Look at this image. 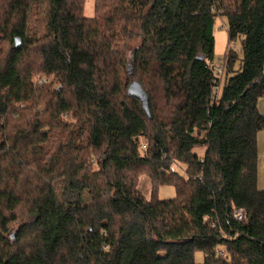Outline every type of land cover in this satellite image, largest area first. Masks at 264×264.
<instances>
[{
	"label": "trees",
	"instance_id": "1",
	"mask_svg": "<svg viewBox=\"0 0 264 264\" xmlns=\"http://www.w3.org/2000/svg\"><path fill=\"white\" fill-rule=\"evenodd\" d=\"M84 3L0 0V264H264V0Z\"/></svg>",
	"mask_w": 264,
	"mask_h": 264
},
{
	"label": "rangeland",
	"instance_id": "2",
	"mask_svg": "<svg viewBox=\"0 0 264 264\" xmlns=\"http://www.w3.org/2000/svg\"><path fill=\"white\" fill-rule=\"evenodd\" d=\"M96 4V0H85L84 6H85V10H84V14L91 18V16H94V7ZM216 26H215V31H214V37L216 38V43H215V49H214V53H215V60H214V66H216V70L217 72L220 71V74L222 72L223 67L220 66L224 56H225V51L227 49L228 46V37H227V27L225 24V20L221 17H219L216 21ZM236 47H238V45H236ZM132 52V51H131ZM131 52L129 53V57H131ZM219 66V67H218ZM219 74V75H220ZM54 76H50L47 77L45 75H38L36 77V79L34 80V84L35 86H39V85H48L53 81ZM45 81V82H44ZM130 92L132 94H137L139 96H141L142 98H144V93L142 91V89L136 85L133 84L130 88ZM45 106H42L41 109H43ZM143 144H146L145 142H143ZM196 152H199L202 154V150H197ZM182 171V170H181ZM139 184H140V190L142 191L143 194H145L146 196L149 197V193H150V183L148 182V179L145 178V176H141L140 180H139ZM175 189L171 186L168 187H161L159 189V197L161 200H168V199H173L175 198ZM83 200L84 203H90V198L89 196L85 193L83 196ZM204 259V255L203 253L199 252L196 255V262L202 263Z\"/></svg>",
	"mask_w": 264,
	"mask_h": 264
},
{
	"label": "crops",
	"instance_id": "3",
	"mask_svg": "<svg viewBox=\"0 0 264 264\" xmlns=\"http://www.w3.org/2000/svg\"><path fill=\"white\" fill-rule=\"evenodd\" d=\"M258 108L261 113L264 114V99L260 100ZM259 151H260V169H259V188L264 189V132H261L259 135Z\"/></svg>",
	"mask_w": 264,
	"mask_h": 264
},
{
	"label": "built area",
	"instance_id": "4",
	"mask_svg": "<svg viewBox=\"0 0 264 264\" xmlns=\"http://www.w3.org/2000/svg\"><path fill=\"white\" fill-rule=\"evenodd\" d=\"M220 74V71H218V75ZM45 82V81H44ZM214 91H218V88L217 86L214 87ZM142 149L145 150L146 149V145H142ZM180 168H178L177 165H173L172 166V171H177L179 170ZM208 218L206 217L205 220H207ZM234 219L238 222V223H241V222H244V223H247L248 221V218H247V215L244 211V209H237L235 210L234 212Z\"/></svg>",
	"mask_w": 264,
	"mask_h": 264
}]
</instances>
